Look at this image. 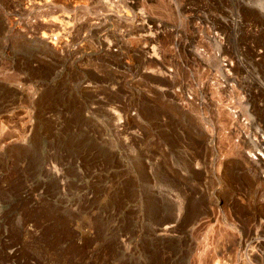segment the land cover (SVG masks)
Here are the masks:
<instances>
[{
    "label": "rangeland",
    "instance_id": "obj_1",
    "mask_svg": "<svg viewBox=\"0 0 264 264\" xmlns=\"http://www.w3.org/2000/svg\"><path fill=\"white\" fill-rule=\"evenodd\" d=\"M0 0V264H264V0Z\"/></svg>",
    "mask_w": 264,
    "mask_h": 264
},
{
    "label": "bare ground",
    "instance_id": "obj_2",
    "mask_svg": "<svg viewBox=\"0 0 264 264\" xmlns=\"http://www.w3.org/2000/svg\"><path fill=\"white\" fill-rule=\"evenodd\" d=\"M262 1H263V0H259V1H258L259 4H262V3H263ZM262 145H264V137L262 138ZM261 152H262V154L259 153V156H260V157H264V146L261 148Z\"/></svg>",
    "mask_w": 264,
    "mask_h": 264
}]
</instances>
